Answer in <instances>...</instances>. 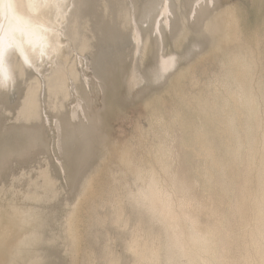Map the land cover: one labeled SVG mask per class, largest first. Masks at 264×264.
I'll use <instances>...</instances> for the list:
<instances>
[{
    "label": "bare ground",
    "instance_id": "obj_1",
    "mask_svg": "<svg viewBox=\"0 0 264 264\" xmlns=\"http://www.w3.org/2000/svg\"><path fill=\"white\" fill-rule=\"evenodd\" d=\"M8 2L0 3L5 30ZM10 2L45 40L36 47L23 41L22 55L5 58L14 89L13 83L0 89V264H84L95 258L101 237L133 260L147 236L195 218L202 200L193 203L192 192L187 198L193 183L178 170L179 137L201 161L205 183H220V196L243 191L249 166L258 183L259 121L242 134L231 107L212 103L218 92L226 96L217 63L224 22L235 16L242 23L234 4ZM229 8L232 14H224ZM134 105L149 117V129L140 133L148 156L134 150L138 144L129 151L110 136L111 116ZM104 220L111 230L100 233L95 224Z\"/></svg>",
    "mask_w": 264,
    "mask_h": 264
},
{
    "label": "clouds",
    "instance_id": "obj_2",
    "mask_svg": "<svg viewBox=\"0 0 264 264\" xmlns=\"http://www.w3.org/2000/svg\"><path fill=\"white\" fill-rule=\"evenodd\" d=\"M219 52L217 70L226 96L218 92L212 103L231 107L242 134L256 120L264 131V28L246 29L238 17H231L223 24ZM95 227L100 233L111 230L107 220ZM134 256L125 259L109 240L84 264H264V165L258 183L249 166L239 195L221 196L195 218L168 226L162 236H147Z\"/></svg>",
    "mask_w": 264,
    "mask_h": 264
},
{
    "label": "rangeland",
    "instance_id": "obj_3",
    "mask_svg": "<svg viewBox=\"0 0 264 264\" xmlns=\"http://www.w3.org/2000/svg\"><path fill=\"white\" fill-rule=\"evenodd\" d=\"M225 3L234 4L240 10V13L242 14V25L246 29L260 30L261 28H264V0H225ZM138 106L137 105L129 106L130 108L129 107L126 108L127 110L125 109V110H121L117 113L115 112L116 114H113L111 116V118H110L111 135L110 136L112 139H114V140L118 141V143H120L121 146L119 145V147H121V148L124 147V146H122L124 144L125 145L124 148L129 147L128 148L129 151H130V148H131V150L135 148L134 150H139V153H140L139 155L143 157V156H148L147 147L149 144H148L147 139H145L146 137L144 135H141V134H143L144 132H146L149 129V117L145 113L146 111L142 107H140V106L138 107ZM179 133L182 134L181 132H179ZM179 138H178V142H180V141L181 142L178 143L176 141L175 142L176 144H174V145L179 146V149L176 148L177 146L175 147L178 150L177 157H179V159L177 158V161L182 160L181 162L179 161V165H177L179 168L178 167L177 168H178V170L182 169L181 171L185 172V175L188 174L187 177H191V178H188V180H190V185L193 183L191 185L192 187H190L192 190L190 191V188H189V191H187V193H186V194H188L189 192H192L193 194L192 193L191 194L193 195V197L191 194H188V197L187 196L186 197L188 199H190L191 197H192L191 199L194 198L193 199L194 202H193V200L192 201L189 200L193 203H195V202L197 203L198 201L201 202V200H202V202H201L202 206H203L202 212H204L203 209H205V211H206L207 210L206 207L209 208V206L210 207L213 206L211 200L215 202L216 199L221 197L219 194V193H221V190L216 191L217 189H219L218 184L220 186V183H218V182H217L218 184L217 183L213 184V182H211V183L206 182L205 183L203 175H202V172H203L202 169H204V168L200 164L201 161L199 159L197 161L196 156L192 153V151H190L189 149H186V147L183 145V139L181 137H179ZM138 141H139V143H138ZM126 142L129 144H127ZM144 142H145V144H144ZM140 143H142V145H140ZM136 144H138V145L136 147H134ZM140 146H142L141 147V148H143L142 150H141ZM137 147H138V149H136ZM183 148H184V150H186L183 152H186V153L179 152V151L183 150ZM143 150L146 153H144ZM136 152H138V151H136ZM181 154H183L185 156L184 157L178 156ZM224 155L225 154H223V157H225ZM183 159H184V162H183ZM117 160H118V156H115L113 159L115 164L117 163L116 162ZM112 162H111V166H113V164H114V162L113 163ZM184 163L186 164V167H183ZM176 164H178V162H176ZM187 166H188V168H187ZM180 167H182V168H180ZM185 168H186V171L183 170ZM243 169H245V168L243 167ZM246 169L243 171H245L247 173ZM230 170H231V168L229 169L228 175L225 176V178L227 180H230L229 178L232 176V173L230 172ZM243 171H242V174L244 173ZM186 172H187V174H186ZM212 172L215 173L216 176H218L220 174L218 171L217 172L212 171ZM252 173H253V171H252ZM243 175L244 176L246 175V177H247V174H243ZM215 179L216 178L212 177V181H214ZM191 180L194 181L195 183L191 182ZM193 191H195V192H193ZM222 194L226 198H231L230 195H228L226 193H222ZM207 195H210L211 199L208 198L209 196H207ZM201 196L203 198H201ZM204 198L207 200H205ZM209 199H210V201H209ZM195 200H197V201H195ZM200 202H198V204ZM203 202H205V203H203ZM210 202H211V205H210ZM200 211H201V209H200ZM200 211L198 213H201ZM101 241H102V237L97 241V242H99L97 247H99L101 245ZM117 243H120V241H117ZM118 247L121 249V246H118Z\"/></svg>",
    "mask_w": 264,
    "mask_h": 264
},
{
    "label": "snow or ice",
    "instance_id": "obj_4",
    "mask_svg": "<svg viewBox=\"0 0 264 264\" xmlns=\"http://www.w3.org/2000/svg\"><path fill=\"white\" fill-rule=\"evenodd\" d=\"M3 3V0H0ZM8 10V23L9 27L5 30L3 25H0V89L10 90L9 84L13 83L14 78L9 76L5 70V58L11 57L12 55L19 53L22 55V43H27L33 47L37 45L43 46L45 37L41 35L39 29H33L30 24L21 20V17L17 15L14 10V6L10 0L6 4ZM224 14L231 15L232 9H225ZM14 89V83H13ZM89 182L85 184V192L88 190ZM69 232H71V223L67 225ZM39 239V236H36Z\"/></svg>",
    "mask_w": 264,
    "mask_h": 264
}]
</instances>
